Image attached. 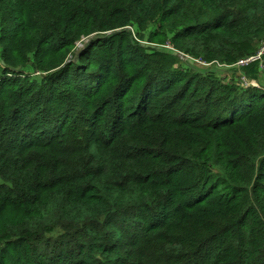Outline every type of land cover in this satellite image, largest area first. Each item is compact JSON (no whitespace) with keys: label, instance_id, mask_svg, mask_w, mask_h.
<instances>
[{"label":"trees","instance_id":"trees-1","mask_svg":"<svg viewBox=\"0 0 264 264\" xmlns=\"http://www.w3.org/2000/svg\"><path fill=\"white\" fill-rule=\"evenodd\" d=\"M152 23L233 64L264 0H0V264H264V83Z\"/></svg>","mask_w":264,"mask_h":264},{"label":"rangeland","instance_id":"rangeland-1","mask_svg":"<svg viewBox=\"0 0 264 264\" xmlns=\"http://www.w3.org/2000/svg\"><path fill=\"white\" fill-rule=\"evenodd\" d=\"M157 25L155 23H152L149 25V27L142 31L140 34L143 35L144 38L137 39L139 43V46H141L144 50V52H150L152 54H155V59L157 62L159 60H162L166 66H170L172 68L181 69L188 71L189 73H199L203 74L205 76H208L209 78H213L215 80L221 81L223 83L225 82H233L234 79L239 84L243 85L244 87L248 85L255 84L256 86H259L264 83V69L262 70H256V76L253 77L254 79L258 78L260 81H256L253 78L248 79L245 74L242 72V65H246L249 62H253L257 59H252L248 63H241L244 58L238 59L233 64H225L220 63L217 61L213 62H206L201 57L195 58L191 55H186L181 52H178L173 49L172 45L169 43V38L171 35L169 34H161L159 36H156L153 34L156 31ZM130 30L133 35L137 32L135 27L127 28ZM151 38V41H149L148 38ZM87 42V39H83L81 42L77 44V48H82V46L85 45ZM252 46L255 48V56L261 58L262 55H264V39L262 40H253L251 41ZM2 46V45H1ZM29 64L25 67L28 72L32 74V77H37L39 74H45L43 71L37 70L36 66L33 63V54L30 53L29 55ZM247 59V58H246ZM264 60V56L263 59ZM4 67V62L1 59L0 54V68ZM43 72V73H42ZM259 84V85H258Z\"/></svg>","mask_w":264,"mask_h":264},{"label":"built area","instance_id":"built-area-1","mask_svg":"<svg viewBox=\"0 0 264 264\" xmlns=\"http://www.w3.org/2000/svg\"><path fill=\"white\" fill-rule=\"evenodd\" d=\"M257 58L260 59L259 55H258V57L254 55V56H252V57H248L247 59L243 60L241 63H245V64H246V63H248L249 61H251L252 59L255 60V59H257ZM250 85H251V84H250ZM252 85H255V84H252Z\"/></svg>","mask_w":264,"mask_h":264}]
</instances>
